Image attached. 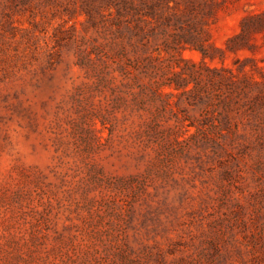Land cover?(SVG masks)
<instances>
[{"label":"rangeland","instance_id":"1","mask_svg":"<svg viewBox=\"0 0 264 264\" xmlns=\"http://www.w3.org/2000/svg\"><path fill=\"white\" fill-rule=\"evenodd\" d=\"M196 36L264 81V0H0V264H264V156L148 88Z\"/></svg>","mask_w":264,"mask_h":264},{"label":"trees","instance_id":"2","mask_svg":"<svg viewBox=\"0 0 264 264\" xmlns=\"http://www.w3.org/2000/svg\"><path fill=\"white\" fill-rule=\"evenodd\" d=\"M131 7L137 12L136 8ZM125 11L126 8L117 7L119 17ZM242 36L244 31L237 39ZM233 41H229L226 50L210 46L211 52L199 36L184 40L181 49L199 51L202 62L181 58L185 66L179 65L180 70L173 77L162 83L150 82L148 88L152 91L153 100L172 94L164 92L165 88L174 89L182 96L194 99V105L199 106L201 113L195 135L202 136L204 145L221 149L226 145L232 146L240 139L248 141L245 148L257 151L255 169L258 171L264 156V81L256 80L246 68H237L235 72L227 66H211L208 63L216 60L223 63L226 51H234L230 45ZM253 68L251 71H259V68ZM144 73L147 74L146 71ZM230 175L229 171L223 173L224 179Z\"/></svg>","mask_w":264,"mask_h":264}]
</instances>
